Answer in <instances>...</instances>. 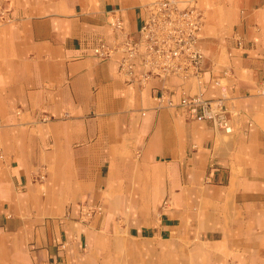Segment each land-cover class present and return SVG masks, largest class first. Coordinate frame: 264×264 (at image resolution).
I'll return each mask as SVG.
<instances>
[{"label":"crops","instance_id":"1","mask_svg":"<svg viewBox=\"0 0 264 264\" xmlns=\"http://www.w3.org/2000/svg\"><path fill=\"white\" fill-rule=\"evenodd\" d=\"M151 1L9 0L13 21L0 27V264H84L93 239L118 233L182 247V264H264V0H175L204 15L203 85L183 86L217 97L210 79L229 71L225 103L238 122L230 134L157 107L164 82L129 83L118 54H91L116 37L114 14L136 38ZM81 203L102 211L81 222Z\"/></svg>","mask_w":264,"mask_h":264},{"label":"built area","instance_id":"2","mask_svg":"<svg viewBox=\"0 0 264 264\" xmlns=\"http://www.w3.org/2000/svg\"><path fill=\"white\" fill-rule=\"evenodd\" d=\"M12 21L9 0H0V27ZM203 23V12L195 3L182 6L175 0H153L145 7L136 38L125 29L121 16L114 14L108 26L116 37L111 42L95 43L91 54L99 60H108L118 54L117 69L129 83H146L152 79L164 82L155 96L157 107L172 109L188 120L206 121L217 131L230 134L238 122L237 113L230 111L225 103L227 85L223 79L229 71L225 70L222 77L210 79L221 91L217 97H206L201 89L190 93L183 86L191 80H196L199 88L203 85V55L198 46V33ZM170 78L180 79L182 84L170 87L165 82ZM258 92L264 93V88ZM101 211L99 204L81 203L78 220L87 222Z\"/></svg>","mask_w":264,"mask_h":264},{"label":"rangeland","instance_id":"3","mask_svg":"<svg viewBox=\"0 0 264 264\" xmlns=\"http://www.w3.org/2000/svg\"><path fill=\"white\" fill-rule=\"evenodd\" d=\"M189 247L185 246L184 249ZM181 249L179 246L165 244L154 246L136 243L129 240L125 234L118 233L93 239L87 251L91 261L84 264H140L139 256L148 259L150 255L156 258L157 264H182L184 257Z\"/></svg>","mask_w":264,"mask_h":264},{"label":"bare ground","instance_id":"4","mask_svg":"<svg viewBox=\"0 0 264 264\" xmlns=\"http://www.w3.org/2000/svg\"><path fill=\"white\" fill-rule=\"evenodd\" d=\"M213 217V216H212ZM199 220V219H198ZM204 220V219H203ZM203 220H201V221H203ZM187 223V222H186ZM189 223V222H188ZM68 224V223H67ZM212 226V225H211ZM44 228V227H43ZM198 228V227H197ZM210 229V228H209ZM74 231V230H73ZM203 232V231H202ZM171 237V236H170ZM181 242V241H180ZM183 242V241H182ZM2 245V244H1ZM11 255V254H10Z\"/></svg>","mask_w":264,"mask_h":264}]
</instances>
